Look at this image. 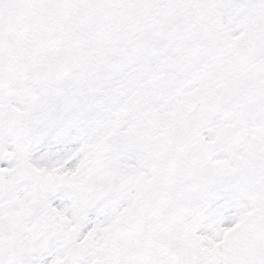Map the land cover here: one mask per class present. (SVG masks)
I'll use <instances>...</instances> for the list:
<instances>
[{"label":"snow or ice","instance_id":"1","mask_svg":"<svg viewBox=\"0 0 264 264\" xmlns=\"http://www.w3.org/2000/svg\"><path fill=\"white\" fill-rule=\"evenodd\" d=\"M0 264H264V0H0Z\"/></svg>","mask_w":264,"mask_h":264}]
</instances>
